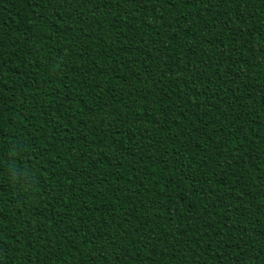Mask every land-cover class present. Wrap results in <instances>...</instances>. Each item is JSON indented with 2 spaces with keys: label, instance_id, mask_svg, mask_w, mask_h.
Returning <instances> with one entry per match:
<instances>
[{
  "label": "trees",
  "instance_id": "trees-1",
  "mask_svg": "<svg viewBox=\"0 0 264 264\" xmlns=\"http://www.w3.org/2000/svg\"><path fill=\"white\" fill-rule=\"evenodd\" d=\"M0 264H264V0H0Z\"/></svg>",
  "mask_w": 264,
  "mask_h": 264
}]
</instances>
